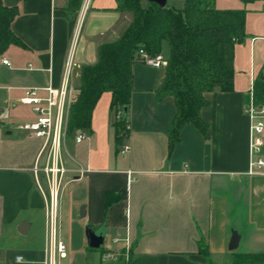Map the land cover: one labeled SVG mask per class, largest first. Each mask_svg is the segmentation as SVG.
Returning <instances> with one entry per match:
<instances>
[{
    "label": "crops",
    "instance_id": "0c3cea01",
    "mask_svg": "<svg viewBox=\"0 0 264 264\" xmlns=\"http://www.w3.org/2000/svg\"><path fill=\"white\" fill-rule=\"evenodd\" d=\"M170 1L175 8L185 2ZM4 3L19 9L12 30L23 46L0 52V111L8 113L0 120V264H46V200L34 174L44 140L21 129L37 117L21 100L29 89L45 95L50 85L60 87L70 61L77 89L81 68L97 63L99 47L120 39L132 15L117 11V0H83L71 14L68 0ZM214 6L248 13L246 36L235 46L234 89L208 93L201 111L209 138L188 124L170 152L176 104L172 97L158 101L155 93L165 69L134 64L130 131L122 143L112 126L111 92L98 101L91 131L66 132L58 239L68 253L58 264H232L234 254L264 253V176L248 174L245 111L252 83L264 71V0H215ZM84 18L87 31L75 52ZM80 134L86 139L78 143ZM41 183L47 189L43 174ZM23 223L26 234L18 231ZM87 226L105 231L102 249L88 246ZM233 231L241 240L232 252Z\"/></svg>",
    "mask_w": 264,
    "mask_h": 264
},
{
    "label": "trees",
    "instance_id": "16d2710c",
    "mask_svg": "<svg viewBox=\"0 0 264 264\" xmlns=\"http://www.w3.org/2000/svg\"><path fill=\"white\" fill-rule=\"evenodd\" d=\"M214 1L185 0L183 8L169 4L160 8L149 0H117L116 10L130 13L132 22L120 39L99 47L97 63L81 68L67 133L91 131L98 101L105 92H111L112 126L120 145L130 131L128 110L134 92L136 54L144 50L157 55L166 46L169 63L155 93L158 101L172 97L176 104V115L167 132L170 152L180 143L181 132L188 124L208 139L209 126L201 116L202 109L209 105L206 95L233 91L235 46L246 36L248 13L246 8L217 9ZM241 1L247 5L256 0ZM82 4L83 0H68L67 9L74 13ZM18 15L17 7L0 0V52L12 45L23 46L12 30ZM255 95L258 103H264V71L256 79ZM119 113L123 114L121 120L117 119ZM232 264H264V253L234 254Z\"/></svg>",
    "mask_w": 264,
    "mask_h": 264
},
{
    "label": "built area",
    "instance_id": "2783aa9c",
    "mask_svg": "<svg viewBox=\"0 0 264 264\" xmlns=\"http://www.w3.org/2000/svg\"><path fill=\"white\" fill-rule=\"evenodd\" d=\"M136 61L156 69L166 68L169 63L163 53L151 55L144 50L137 52ZM3 63L11 65L7 59H3ZM72 66L70 61L60 87L50 85L43 90L45 95H41L40 89H29L21 100L22 104L32 106L37 115L34 121L23 123L21 129L44 140L43 148L34 166V174L46 200L48 239L46 264H58V259L65 258L68 253L67 245L58 239V221L60 192L68 172L63 161V147L70 105L77 94V89L71 82ZM255 83L256 81L252 83L245 104V111L250 120L248 174L264 176V103L260 104L256 100ZM7 117V112L0 114V120ZM122 118L123 114L119 113L117 119ZM85 139L86 136L80 134L76 141L80 143ZM129 150L130 147L126 146L125 151ZM42 174L45 176L47 189L41 183ZM112 257L117 259L118 256L112 254Z\"/></svg>",
    "mask_w": 264,
    "mask_h": 264
},
{
    "label": "water",
    "instance_id": "95a60500",
    "mask_svg": "<svg viewBox=\"0 0 264 264\" xmlns=\"http://www.w3.org/2000/svg\"><path fill=\"white\" fill-rule=\"evenodd\" d=\"M151 3H156L160 8H164L168 5L169 0H149ZM81 216H84V208H83V214ZM29 224L23 223L21 227L18 229V231L21 234H26L28 230ZM86 237L88 240V246L93 249H102L105 244V231L100 230L96 231L92 226L86 227ZM241 240V236L237 231L232 232V238L229 244V250L230 251H236L239 247Z\"/></svg>",
    "mask_w": 264,
    "mask_h": 264
},
{
    "label": "rangeland",
    "instance_id": "374dc122",
    "mask_svg": "<svg viewBox=\"0 0 264 264\" xmlns=\"http://www.w3.org/2000/svg\"><path fill=\"white\" fill-rule=\"evenodd\" d=\"M170 3H171L172 5H175L176 7H181V6H183V2H182L181 0H171ZM88 22H89V21H85V18H84V21H83V23H82V27H81V30H80V33H79V39L81 38L80 35H81V31H82V29H83V31H82V35H83V33H84V34L86 33V31H87L86 29H87ZM83 26H84V28H83ZM83 36H84V35H83ZM79 39H78L77 44H76V47H75V52L80 48V45H81V42H82V39H80L81 41H79ZM165 55H167V52H166ZM108 243H109V242H108Z\"/></svg>",
    "mask_w": 264,
    "mask_h": 264
}]
</instances>
